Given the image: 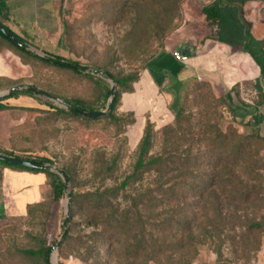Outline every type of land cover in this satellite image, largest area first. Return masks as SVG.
<instances>
[{
    "label": "rangeland",
    "instance_id": "374dc122",
    "mask_svg": "<svg viewBox=\"0 0 264 264\" xmlns=\"http://www.w3.org/2000/svg\"><path fill=\"white\" fill-rule=\"evenodd\" d=\"M212 1L63 0L60 31L23 37L86 69L20 50L12 151L56 168L43 199L8 214L0 264H48L56 243L57 264H264V86L172 55L215 38Z\"/></svg>",
    "mask_w": 264,
    "mask_h": 264
},
{
    "label": "crops",
    "instance_id": "0c3cea01",
    "mask_svg": "<svg viewBox=\"0 0 264 264\" xmlns=\"http://www.w3.org/2000/svg\"><path fill=\"white\" fill-rule=\"evenodd\" d=\"M62 2L63 0H0V22L22 39L23 37L28 39L35 33L57 32L61 28ZM241 11L251 35L260 40L264 48V0H244ZM10 44L0 35V91L8 89L19 81L24 70L20 50ZM179 52L183 57H196L199 64H204L211 57L213 60L223 62L222 65L232 63L230 67L234 82L242 78H258L264 86V74H261L252 56L243 51L241 44L229 45L211 37L206 38L199 49L195 50L191 45H183L179 48ZM240 59L243 61L241 65ZM19 100L21 97H6L4 102L18 105ZM14 108L0 109V152L2 153L13 150L10 131L14 125ZM48 177L49 175L43 171L0 162V235L5 232L8 225V214H22L30 204L43 199L48 186ZM49 189L53 190L52 183H49Z\"/></svg>",
    "mask_w": 264,
    "mask_h": 264
},
{
    "label": "trees",
    "instance_id": "16d2710c",
    "mask_svg": "<svg viewBox=\"0 0 264 264\" xmlns=\"http://www.w3.org/2000/svg\"><path fill=\"white\" fill-rule=\"evenodd\" d=\"M244 0H214L209 4L203 5L201 7V12L205 15V18L214 24L215 28V34L214 37L219 39L220 41L225 42L229 45H237L241 44L242 49L245 52H248L256 64L258 65L261 74H264V48L263 44L260 40L255 39L249 30V26L244 20L242 16L241 6L243 4ZM0 35L8 40L11 44H13L17 49L27 53L28 55L32 57L39 58L43 62L47 64H52L55 66H65L67 64H74L76 65L75 70L79 69H86L85 66L81 67L77 62L75 61H66L62 56L60 55H54V56H38L37 54L28 51L26 49V45H18L16 44L11 36L16 35L13 31H11L9 28L6 27V33H1ZM18 38L22 39L18 35H16ZM94 71H101L100 69L94 68L92 69ZM104 72L105 71H101ZM122 84L125 83V80H120ZM30 91V90H29ZM18 92L17 91H11L7 96L3 97H14L16 96ZM0 98V109L1 108H10L15 107L18 105H12L7 104ZM117 97L114 93V102L111 104V108H113L114 104L116 103ZM239 109V107H236ZM6 153L10 155H14L17 157H23L32 162L31 167H24L21 165L8 163L5 161L4 163H8L10 165H16L20 166L25 169L34 170V171H43L46 172L48 175H53V172L49 170V166L46 165V163L52 164L51 160L48 157L45 156H32V155H26L21 156L19 154L14 153L12 150L5 151ZM64 174L65 172L62 171ZM54 176V175H53ZM52 187L53 192L56 196H59L61 194V191L63 189V184L60 182L57 176H55L52 180ZM32 254L36 255H43L44 259L46 260L48 258V249H43L39 251H31Z\"/></svg>",
    "mask_w": 264,
    "mask_h": 264
},
{
    "label": "water",
    "instance_id": "95a60500",
    "mask_svg": "<svg viewBox=\"0 0 264 264\" xmlns=\"http://www.w3.org/2000/svg\"><path fill=\"white\" fill-rule=\"evenodd\" d=\"M0 32L1 33H6V27L1 22H0ZM11 38L18 45H23V44L26 45V42L23 39L18 38L16 35H12ZM26 48H27V45H26ZM68 65L70 67H72V68L76 67V65H74V64H68ZM19 88H21V86H13V87H10V88L5 89L3 91H0V98H3L5 96H7L11 91H17ZM28 89L31 90V91H34V92L43 93V94H47L48 95V93L46 91H44V90H42V89H40L38 87L28 86ZM110 91H111V94L113 95V98H112L111 103H110V106H111V104L114 102V91H115V86L114 85H112ZM74 110L79 112V113H81V114H83V115L91 116V117H99V116H102V115L105 114V111H90V112H86L84 110H80V109H77V108H74ZM0 160L8 162V163L21 165V166H24V167H31L32 166V162L30 160L26 159V158L17 157V156L6 154V153H2V152H0ZM46 165L49 166V170L50 171H53L54 168H56L53 164L46 163ZM61 172H62V170H61ZM62 174L65 175L63 172H62ZM66 186H67V183L64 184V187H66ZM56 248H57V243L51 247L52 253L50 255L48 264H57L56 254H54L55 253L54 251H55Z\"/></svg>",
    "mask_w": 264,
    "mask_h": 264
},
{
    "label": "built area",
    "instance_id": "2783aa9c",
    "mask_svg": "<svg viewBox=\"0 0 264 264\" xmlns=\"http://www.w3.org/2000/svg\"><path fill=\"white\" fill-rule=\"evenodd\" d=\"M172 55H173V57L175 58V59H177V60H183V55L179 52V51H174L173 53H172Z\"/></svg>",
    "mask_w": 264,
    "mask_h": 264
},
{
    "label": "bare ground",
    "instance_id": "6f19581e",
    "mask_svg": "<svg viewBox=\"0 0 264 264\" xmlns=\"http://www.w3.org/2000/svg\"><path fill=\"white\" fill-rule=\"evenodd\" d=\"M54 254H55V253H54ZM54 254H53V255H54Z\"/></svg>",
    "mask_w": 264,
    "mask_h": 264
}]
</instances>
